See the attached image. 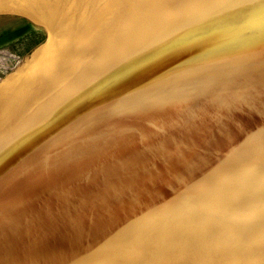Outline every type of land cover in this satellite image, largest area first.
<instances>
[{"label":"bare ground","instance_id":"1","mask_svg":"<svg viewBox=\"0 0 264 264\" xmlns=\"http://www.w3.org/2000/svg\"><path fill=\"white\" fill-rule=\"evenodd\" d=\"M0 11L47 33L0 82V264H264V0Z\"/></svg>","mask_w":264,"mask_h":264},{"label":"rangeland","instance_id":"2","mask_svg":"<svg viewBox=\"0 0 264 264\" xmlns=\"http://www.w3.org/2000/svg\"><path fill=\"white\" fill-rule=\"evenodd\" d=\"M46 34V30L41 24L26 15L0 11V82L12 71H15L18 66H21L31 56L33 50L44 43ZM184 52L185 54H183ZM186 52L188 53V51H183L178 54L179 56H173L170 62L178 63L177 61L180 59V62L187 59L189 55ZM184 55L188 56L185 58ZM177 56L180 59H177ZM174 57L176 59H173ZM252 124L255 125L256 122ZM3 167H0V170Z\"/></svg>","mask_w":264,"mask_h":264},{"label":"water","instance_id":"3","mask_svg":"<svg viewBox=\"0 0 264 264\" xmlns=\"http://www.w3.org/2000/svg\"><path fill=\"white\" fill-rule=\"evenodd\" d=\"M224 21L225 20H223L222 22H224ZM227 21L233 22V21H237V19L236 18L235 19H227ZM206 31H207V29H206ZM226 31L228 32L227 34H231V30H226ZM204 33L207 34V32H204ZM248 35L249 34H247V37H248ZM241 40H242V38L238 37V38L233 39V40L231 39L230 41H226L225 40V42L217 43L215 45V47H214V48H216L217 52L216 51L212 52L210 54V56H212V57L217 59V58H219V57L216 56L217 54L220 55L222 53H231V54H235L236 55L237 52H238V47L241 44ZM206 48L207 47H204V48L199 47L198 49L197 48H193L192 50L191 49L187 50L189 56L191 55L190 59H188L187 62L190 63V67L192 69L198 68L199 65H201L204 62V57H207ZM153 57H155V55L154 56L151 55V57H148V59H152ZM191 64H193V66H191Z\"/></svg>","mask_w":264,"mask_h":264}]
</instances>
